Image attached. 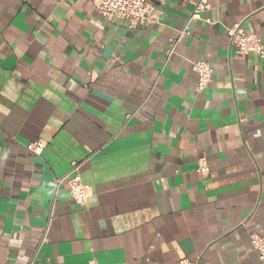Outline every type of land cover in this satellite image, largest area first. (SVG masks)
<instances>
[{
	"label": "crops",
	"instance_id": "obj_1",
	"mask_svg": "<svg viewBox=\"0 0 264 264\" xmlns=\"http://www.w3.org/2000/svg\"><path fill=\"white\" fill-rule=\"evenodd\" d=\"M196 1L129 28L91 0H0V264H264V57L226 33L264 42V0H209L168 56Z\"/></svg>",
	"mask_w": 264,
	"mask_h": 264
},
{
	"label": "built area",
	"instance_id": "obj_2",
	"mask_svg": "<svg viewBox=\"0 0 264 264\" xmlns=\"http://www.w3.org/2000/svg\"><path fill=\"white\" fill-rule=\"evenodd\" d=\"M158 0H91L94 9L107 20H121L127 27L134 28L137 25H149L157 23L159 20V11L157 7ZM209 9V0H197L189 13L184 26L176 31L171 39L170 46L167 49L169 56L175 48V45L189 33V24L194 20H201L211 24L212 21L204 13ZM229 44L235 52L241 55L255 53L259 57H264V42L255 33H248L243 29L241 22H235L226 28ZM193 70L198 75L196 85L197 91H202L207 87L212 78L213 68L204 60H198L192 63ZM46 142L42 139L34 140L27 145V149L34 154H40L45 147ZM82 163L74 161L64 179L66 180L72 197L79 204H84L89 188L82 182L80 177V167ZM197 172L201 175H207L209 164L204 156L198 158ZM60 179L59 181H61ZM251 246L258 252L259 259L264 262V235L251 233ZM28 264H31L28 263ZM87 264H98L96 259L91 258ZM176 264H197L187 258L178 260Z\"/></svg>",
	"mask_w": 264,
	"mask_h": 264
}]
</instances>
